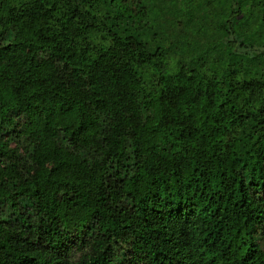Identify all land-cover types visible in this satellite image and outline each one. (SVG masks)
I'll return each instance as SVG.
<instances>
[{
    "label": "trees",
    "instance_id": "trees-1",
    "mask_svg": "<svg viewBox=\"0 0 264 264\" xmlns=\"http://www.w3.org/2000/svg\"><path fill=\"white\" fill-rule=\"evenodd\" d=\"M0 264H264V0H0Z\"/></svg>",
    "mask_w": 264,
    "mask_h": 264
}]
</instances>
